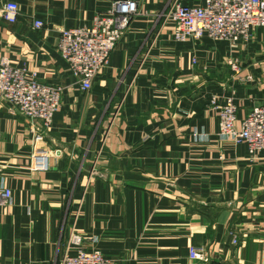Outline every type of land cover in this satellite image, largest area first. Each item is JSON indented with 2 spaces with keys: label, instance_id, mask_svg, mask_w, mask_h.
Instances as JSON below:
<instances>
[{
  "label": "crops",
  "instance_id": "1",
  "mask_svg": "<svg viewBox=\"0 0 264 264\" xmlns=\"http://www.w3.org/2000/svg\"><path fill=\"white\" fill-rule=\"evenodd\" d=\"M117 1L142 14L84 92L60 33L91 28ZM173 1L0 0V56L64 90L49 171L32 169L29 124L0 104V181L13 192L0 207V264H60L72 233L114 264H264V150L221 140L210 106L232 98L237 129L264 107V28L245 43H179L158 18ZM6 2L19 7L14 24ZM192 247L207 261L190 260Z\"/></svg>",
  "mask_w": 264,
  "mask_h": 264
},
{
  "label": "built area",
  "instance_id": "2",
  "mask_svg": "<svg viewBox=\"0 0 264 264\" xmlns=\"http://www.w3.org/2000/svg\"><path fill=\"white\" fill-rule=\"evenodd\" d=\"M2 18L10 24L17 22L19 7L6 2L1 8ZM141 9L135 1H117L107 16H97L91 28L66 29L60 33L58 50L69 64L84 92H90L97 76L109 65V58L127 34L132 21L140 16ZM176 25V42L201 41L208 37L217 42L236 44L248 42L255 29L264 28V0H205L203 6H183L174 0L158 16ZM43 22L35 21L34 28L42 29ZM197 64V61H194ZM238 73V65L229 61ZM248 82L251 81L249 77ZM64 90L60 86L41 83L36 74L26 68L15 67L7 57L0 56V104L8 106L9 114L25 120L33 138L32 169L49 171L51 160L60 151L44 145L53 128L54 117L62 107ZM212 109L219 116L218 135L223 141L246 143L250 155L264 150V107L249 112L237 129L238 109L232 98L225 102L213 100ZM93 174L90 180H94ZM89 181V182H91ZM13 192L0 181V207L11 205ZM84 236L72 233L60 264H114L95 249H84ZM190 260L207 261L203 249L192 247Z\"/></svg>",
  "mask_w": 264,
  "mask_h": 264
},
{
  "label": "rangeland",
  "instance_id": "3",
  "mask_svg": "<svg viewBox=\"0 0 264 264\" xmlns=\"http://www.w3.org/2000/svg\"><path fill=\"white\" fill-rule=\"evenodd\" d=\"M49 137V136H48ZM46 144V143H45ZM44 147H45V145H44ZM45 148H49V147H45ZM32 166H33V163H32ZM84 239H85V237H84ZM96 250V249H95ZM96 251H99L100 252V250H96ZM102 253V252H101Z\"/></svg>",
  "mask_w": 264,
  "mask_h": 264
}]
</instances>
